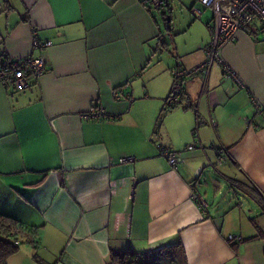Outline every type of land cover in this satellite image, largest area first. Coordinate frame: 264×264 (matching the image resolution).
<instances>
[{
    "label": "crops",
    "instance_id": "0c3cea01",
    "mask_svg": "<svg viewBox=\"0 0 264 264\" xmlns=\"http://www.w3.org/2000/svg\"><path fill=\"white\" fill-rule=\"evenodd\" d=\"M171 1L0 0V61L46 56L28 89L0 82V212L37 228L7 264H107L111 250L179 242L187 264H264V41L242 31L222 47L241 85L215 62L166 108L171 69L205 59L201 38L181 50L171 38L175 60L162 59L165 35L190 28L162 30ZM195 2L182 0L197 18ZM34 36L51 46L34 49ZM91 107L115 117H87ZM222 182L243 202L215 203Z\"/></svg>",
    "mask_w": 264,
    "mask_h": 264
},
{
    "label": "built area",
    "instance_id": "2783aa9c",
    "mask_svg": "<svg viewBox=\"0 0 264 264\" xmlns=\"http://www.w3.org/2000/svg\"><path fill=\"white\" fill-rule=\"evenodd\" d=\"M204 7L210 8L212 15L206 21L205 25L209 31V41L202 47L205 59L200 64L185 68L177 65L171 69L173 78L172 86L168 97L165 99V107H173L183 95V83L193 75H207L211 66L215 62H219L223 66L226 74L233 77V80L239 85L242 84L241 77L235 74L224 63L221 57V49L229 43L237 40L239 32L247 31L258 34L259 38L264 41V0H197ZM145 5L160 11L166 4V0H143ZM191 11L200 19L203 10L191 7ZM50 40L40 41L37 37H33L34 49H47L51 46ZM46 64L45 54L37 56H29L23 59L1 60L0 61V82L5 83L14 91H22L28 89L31 85V79L39 81L43 74ZM115 98L121 97V94L115 90L113 92ZM126 98H130V94H125ZM91 118H113L103 109L91 107L86 113ZM194 146L188 144L186 150H193ZM159 153L168 161L171 166H176L180 162H184L182 152L170 151L159 146ZM133 157H122L120 162L132 161ZM200 169H196L195 174L198 175ZM193 197L196 198L193 193ZM201 208L207 206L206 201L200 199ZM229 241H242V237L235 234H228ZM17 243H19L17 241Z\"/></svg>",
    "mask_w": 264,
    "mask_h": 264
},
{
    "label": "trees",
    "instance_id": "16d2710c",
    "mask_svg": "<svg viewBox=\"0 0 264 264\" xmlns=\"http://www.w3.org/2000/svg\"><path fill=\"white\" fill-rule=\"evenodd\" d=\"M164 22L166 23V19ZM231 182L235 186H239V190H248V185H237L238 183L234 180ZM255 198L264 209V198L257 196V192ZM253 225L259 230L254 222ZM258 235L260 234H255L251 238ZM36 236L37 228L26 227L17 218L0 212V264H7L9 256L19 248V243H17L19 239L22 242H32L36 239ZM107 264H187V260L182 244L179 242L175 245L145 252H135L131 249L111 250Z\"/></svg>",
    "mask_w": 264,
    "mask_h": 264
},
{
    "label": "rangeland",
    "instance_id": "374dc122",
    "mask_svg": "<svg viewBox=\"0 0 264 264\" xmlns=\"http://www.w3.org/2000/svg\"><path fill=\"white\" fill-rule=\"evenodd\" d=\"M195 6L203 10L201 20L192 16V14L188 11V5L184 6L182 4V0H172L170 2L171 13H169V10L165 8L166 13L162 14V16H159L163 31L165 30L164 20L166 19V16L170 17V14H172V20L169 23L170 29L172 27V31L175 32L178 28L183 29L190 26L189 29L182 30L178 34L172 35L171 33L170 35H165L167 46L164 45L163 47L161 45L160 49H162V59L165 60L166 63L175 60V56L174 54H172L174 51V44L171 43V38H174V41L180 50L184 49L185 47L191 46V43L196 42L195 39L201 38L202 40H204L205 44L209 41V31L204 22H206L210 18L212 12L210 8L204 7L199 2H195ZM170 29L168 30V33L171 32ZM215 162L216 161H214V163ZM208 167L210 168V165H207V167H205L204 172L202 174V178L208 177V172L206 170ZM209 193H211V191ZM212 200L215 201V203L228 202L237 204L239 202H243L242 199L239 197V192H235L234 189L230 187V184H226L225 182L221 183V192L217 194L215 198H212Z\"/></svg>",
    "mask_w": 264,
    "mask_h": 264
},
{
    "label": "water",
    "instance_id": "95a60500",
    "mask_svg": "<svg viewBox=\"0 0 264 264\" xmlns=\"http://www.w3.org/2000/svg\"><path fill=\"white\" fill-rule=\"evenodd\" d=\"M170 17L166 16V23H167V27L170 28Z\"/></svg>",
    "mask_w": 264,
    "mask_h": 264
}]
</instances>
